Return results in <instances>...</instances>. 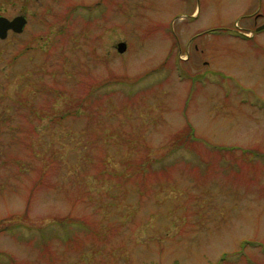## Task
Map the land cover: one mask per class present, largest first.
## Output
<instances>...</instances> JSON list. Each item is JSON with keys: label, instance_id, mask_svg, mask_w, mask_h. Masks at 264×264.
<instances>
[{"label": "rangeland", "instance_id": "obj_1", "mask_svg": "<svg viewBox=\"0 0 264 264\" xmlns=\"http://www.w3.org/2000/svg\"><path fill=\"white\" fill-rule=\"evenodd\" d=\"M0 16L28 20L0 39V264H264V0H0ZM88 70L123 146L98 181L76 165L86 119L11 116L17 97L66 114ZM142 157L143 184L125 183Z\"/></svg>", "mask_w": 264, "mask_h": 264}, {"label": "trees", "instance_id": "obj_2", "mask_svg": "<svg viewBox=\"0 0 264 264\" xmlns=\"http://www.w3.org/2000/svg\"><path fill=\"white\" fill-rule=\"evenodd\" d=\"M69 35L70 34H68L62 41L64 40L66 41ZM60 47H62V44L60 45ZM44 65L48 66L50 64H48V61H47ZM83 73L86 74L91 79V77L89 76V70L83 71ZM112 78L117 79L118 76L114 74L112 75ZM91 80L92 81H89L87 83V89H88V92L90 91V94H88L87 92L88 96L86 94V96L84 95L78 98L73 97L71 101L65 104L64 110L68 112V113L66 112V114H61L59 111L57 112L54 110V105L52 104L54 99L52 100L51 104H47L49 102V99H47L48 97H46V100H45L46 106L43 108L40 106H27V103L24 101L23 98L17 97L14 101H12V104H14V112H12L11 116L16 117L15 119L22 118L28 122L36 120V119L38 121L50 119L53 122L60 123V122L69 121V120L74 121L75 119H78V118L86 119V121L88 122V125L86 129L80 132H85L89 134L90 136L89 139L93 140V142H90V143L86 142V143H83V144L81 143L78 145L80 146L79 147L80 149L86 150V152L84 154V157L81 159V161L80 160L76 161V165H79L81 168L84 169L85 166H87V162L89 160L92 166V169L95 172L94 179L98 181V179L99 180L103 179L104 177L109 175L108 171L111 169V162H116L115 159L117 156L114 154V148L116 150L121 151V148L123 146H121V143H118L116 141V138L120 133L119 128L111 127L106 124L108 120H112V119L118 120L119 119V113L117 112V110L116 109L112 110L111 108L107 109L108 104L105 103V99L109 98L110 95H113L114 91L111 89L110 86H107L108 88L107 87L105 88L103 84L104 81L102 79L92 78ZM59 82L60 81H57L56 85L55 86L52 85L51 87H47L45 85L40 84V87H41L40 91L44 90V92L51 94L53 93V91L55 92L56 90L65 89V87H60L61 89L59 88L57 89V86L60 85ZM116 84H122V82L117 81ZM65 91L67 90H64L62 92L57 91L56 95H61V97H65L66 95L63 93ZM63 94L64 96H62ZM132 99L134 98L131 96L128 98V101L130 102V100ZM113 102L114 100L112 99V102L109 104L114 105ZM75 108L79 110L75 112L74 110ZM81 111H83L82 114H81ZM26 113L29 117L28 119L23 117ZM36 132H37V125L31 124L29 131L26 132V137H23L22 139L18 141V143H20L22 140H24L23 144L25 148L27 149V152L32 154L31 158L33 160H36V158H38V155H37L38 152L36 148L34 150V146L32 145L31 142L27 141L26 138L33 139L34 137L38 135V134L35 135ZM193 133H194L193 130H191L190 137H189L190 139ZM118 147H121V148L119 149ZM185 147L188 148V146L182 147L181 145H177V146H174L173 149L177 150V149L185 148ZM146 161H147V157H142L141 160L135 161V164H133L134 168L133 166L128 167V170L131 171V173L122 174L120 178H122L125 183L133 179L143 184L144 180L146 179L148 175V173H146L144 170L151 168L150 164L149 166L146 165ZM131 162L132 161H130V163ZM52 163L57 164L58 162L56 160H53ZM125 164L128 165V161H126ZM162 169L163 171H165V168L162 167ZM49 170L50 171L53 170V167L50 168V164L45 163L40 166V171H39L40 175L38 177L39 181L36 184H43L42 177H45L46 175H48ZM112 171H113L112 177L109 179H111L112 181H115L117 179L116 173L118 172H116L115 170H112ZM82 198L83 196H80L75 201L82 200ZM95 199L92 200V202L90 203L93 205L92 210H96V212H93V213L98 215L102 211L100 209H103V206L101 204L98 205ZM66 223H68L69 225L82 226L84 228L91 230L88 224L85 223L84 221H80V220H76V219L68 217V221ZM93 223H96V222H93ZM92 232H93L92 233L93 235H94V232L97 233V231H94V230ZM41 238H46V237L42 235Z\"/></svg>", "mask_w": 264, "mask_h": 264}, {"label": "water", "instance_id": "obj_3", "mask_svg": "<svg viewBox=\"0 0 264 264\" xmlns=\"http://www.w3.org/2000/svg\"><path fill=\"white\" fill-rule=\"evenodd\" d=\"M28 23L25 16H17L13 19H8L4 16H0V38L6 39L9 31L15 33H22ZM264 25L257 28V31L263 30ZM127 49V44L125 42H120L118 44V51L120 53L125 52Z\"/></svg>", "mask_w": 264, "mask_h": 264}]
</instances>
